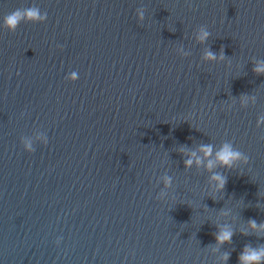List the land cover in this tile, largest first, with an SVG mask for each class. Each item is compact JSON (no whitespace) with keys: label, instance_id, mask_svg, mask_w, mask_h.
Segmentation results:
<instances>
[{"label":"water","instance_id":"obj_1","mask_svg":"<svg viewBox=\"0 0 264 264\" xmlns=\"http://www.w3.org/2000/svg\"><path fill=\"white\" fill-rule=\"evenodd\" d=\"M29 7L43 19L11 30ZM246 247L264 248V0H0V264Z\"/></svg>","mask_w":264,"mask_h":264},{"label":"clouds","instance_id":"obj_2","mask_svg":"<svg viewBox=\"0 0 264 264\" xmlns=\"http://www.w3.org/2000/svg\"><path fill=\"white\" fill-rule=\"evenodd\" d=\"M24 19L26 21H35L37 19H43V17L39 14V9L35 7H29L27 9H24L21 11L20 9H17L13 11L12 13L8 14L5 17V23L6 25L11 29L15 30L16 26L19 24L20 20ZM208 36L207 32H202L200 39L204 40ZM209 57H212L211 53H208ZM259 71V70H257ZM206 154H211V146H206L203 149ZM238 152H233L229 149L227 145L224 146L221 152L217 154L218 160L223 164L227 166H231L234 159H237L239 157ZM191 160L186 161V165H190ZM211 166V162H210ZM216 179H219V177H215ZM220 187H223V181L220 182ZM231 233L225 232L222 235L218 237V240L223 242L230 240ZM242 264H250V262H259L262 259H264V248H260L259 250H253L249 247H246L245 252L240 257Z\"/></svg>","mask_w":264,"mask_h":264}]
</instances>
